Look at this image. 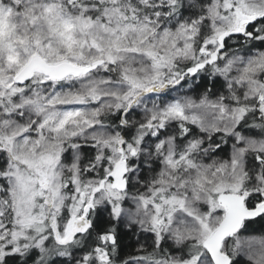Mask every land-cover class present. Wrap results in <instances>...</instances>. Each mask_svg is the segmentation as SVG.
<instances>
[{"label":"snow or ice","instance_id":"1","mask_svg":"<svg viewBox=\"0 0 264 264\" xmlns=\"http://www.w3.org/2000/svg\"><path fill=\"white\" fill-rule=\"evenodd\" d=\"M0 264H264V0H0Z\"/></svg>","mask_w":264,"mask_h":264}]
</instances>
